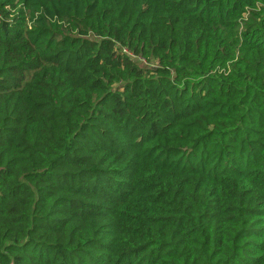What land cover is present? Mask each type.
I'll return each instance as SVG.
<instances>
[{
    "label": "trees",
    "instance_id": "obj_1",
    "mask_svg": "<svg viewBox=\"0 0 264 264\" xmlns=\"http://www.w3.org/2000/svg\"><path fill=\"white\" fill-rule=\"evenodd\" d=\"M0 264H264V0H0Z\"/></svg>",
    "mask_w": 264,
    "mask_h": 264
}]
</instances>
